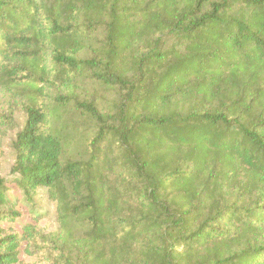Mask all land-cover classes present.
I'll return each mask as SVG.
<instances>
[{"label":"trees","instance_id":"obj_1","mask_svg":"<svg viewBox=\"0 0 264 264\" xmlns=\"http://www.w3.org/2000/svg\"><path fill=\"white\" fill-rule=\"evenodd\" d=\"M0 92V264H264V0H0Z\"/></svg>","mask_w":264,"mask_h":264},{"label":"rangeland","instance_id":"obj_2","mask_svg":"<svg viewBox=\"0 0 264 264\" xmlns=\"http://www.w3.org/2000/svg\"><path fill=\"white\" fill-rule=\"evenodd\" d=\"M3 102H4V96L0 92V112H3L2 111ZM1 129L3 133H5L6 129L5 128H1ZM2 138H3L2 140L3 152L1 153V158H0V176L7 177L8 175H10L11 167L14 163L13 150L9 147L11 145V139L13 138V131L10 130L8 131V133L6 132ZM41 205L45 208V210H48L50 214L52 213L53 207L49 205L48 202L42 201ZM51 219H52V214L47 222L51 223ZM48 226L50 225L48 224Z\"/></svg>","mask_w":264,"mask_h":264}]
</instances>
